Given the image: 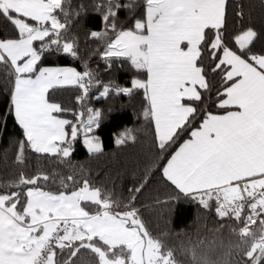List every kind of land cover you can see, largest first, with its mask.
I'll return each instance as SVG.
<instances>
[{
  "label": "snow or ice",
  "instance_id": "snow-or-ice-1",
  "mask_svg": "<svg viewBox=\"0 0 264 264\" xmlns=\"http://www.w3.org/2000/svg\"><path fill=\"white\" fill-rule=\"evenodd\" d=\"M68 0H0V15L16 30L15 38L0 39V65L10 76V105L22 129L15 163L24 165L28 151L67 160L73 141L83 136L90 154L102 151L94 135L101 112L85 108L90 90L101 82L85 64L72 67H41L42 54L54 48L77 56L74 41H65ZM228 0H145L144 16L134 27L116 30L117 0H101L105 27L92 38L106 41L101 59L111 67L114 59L130 60L146 73L132 79L131 86L104 84L99 97L110 93L131 95L142 90L144 116L154 124L155 141L167 153L197 116L202 91L210 88L208 72L219 74L217 109L206 112L199 127L171 154L162 176L185 197L196 200L215 215L234 221L236 252L247 264L264 261V50L250 52L258 33L242 26L233 36L234 50L226 42ZM63 13L64 21L58 18ZM242 17V12H237ZM115 33L109 38L108 31ZM39 42V48L35 46ZM205 52L210 63H201ZM78 87L82 111L75 122L59 118L66 111L50 102V93L62 87ZM87 119H84V116ZM70 128V133L68 129ZM134 140L126 130L116 145ZM146 182V181H145ZM55 180L39 172L0 185V264H58L57 250L66 254L63 264H75L82 249L90 250L97 264H179L164 240L153 237L135 206L144 184L130 187L127 203L114 193L94 185L85 175ZM71 186V190H69ZM16 189V190H12ZM247 210V215L245 211ZM225 227L220 224V228ZM102 242V244H98ZM194 256L196 246L191 249ZM196 264H216L207 255Z\"/></svg>",
  "mask_w": 264,
  "mask_h": 264
},
{
  "label": "trees",
  "instance_id": "trees-1",
  "mask_svg": "<svg viewBox=\"0 0 264 264\" xmlns=\"http://www.w3.org/2000/svg\"><path fill=\"white\" fill-rule=\"evenodd\" d=\"M100 2L101 0H68L64 9L68 13L67 31L62 36L65 41H74L77 56L72 57L62 50L52 48L42 54L40 66L72 67L84 71L87 64L88 69L101 82L90 90L84 107L101 112L93 134L100 138L102 151L88 153L86 145L78 137L73 141V152L67 160L28 151L25 164H16V145L17 141L23 139V133L11 110L9 73L0 65V185H7L17 179L20 171L28 176L43 172L55 180V184H50L51 190L58 191L61 178L73 175L81 179L87 175L94 185L114 193V199L127 203L130 198L128 189L144 184L137 195L135 206L140 209L139 214L153 237L165 234V243L169 248L175 249L174 255L179 264H196L204 255L216 264H247L246 260L231 251L236 243L231 231L234 221L228 218L220 220L215 215L214 207L212 210L203 209L196 200L185 197L162 176L167 159L189 137L191 128L199 127L204 113L220 111L216 107V93L221 88L220 75L212 74L209 70V90H201V101L190 102L197 108V116L192 121L191 128L182 134L167 153H161L155 141L154 124L143 114L146 101L142 90H134L131 95L112 92L107 97H99L104 84L130 87L132 79H146V73L136 70L130 60L114 59L110 62L111 67H108L109 62L101 59L100 53L106 41L90 36L92 31H103L105 27L104 12L96 8ZM117 2L120 8L117 9L116 30L132 29L135 20L144 16L145 0ZM237 12H242L243 16L238 17ZM57 14L61 22H65L63 13L58 11ZM242 26H252L258 33L250 45V52L264 50V0H228L225 34L226 42L234 50H238V45L234 44L232 38L242 30ZM16 36L14 26L0 15V38ZM108 36L114 38L115 33L109 29ZM35 46L39 48V42ZM210 62V53L205 52L201 63L207 66ZM79 95L82 92L78 87H62L50 93L49 101L60 104L66 110L57 114L59 117L75 122L74 113L83 110L76 100ZM84 119H87L86 115ZM129 129L134 140L116 145L115 138ZM68 131L70 133V128ZM2 191L4 189L0 188V192ZM220 224L225 227L220 228ZM193 246H196L195 256L191 250ZM65 259L67 255L57 250L58 264H63ZM73 259L75 264H97V258L87 249H82Z\"/></svg>",
  "mask_w": 264,
  "mask_h": 264
},
{
  "label": "rangeland",
  "instance_id": "rangeland-1",
  "mask_svg": "<svg viewBox=\"0 0 264 264\" xmlns=\"http://www.w3.org/2000/svg\"><path fill=\"white\" fill-rule=\"evenodd\" d=\"M0 39H4V38H0ZM57 67H59V66H57ZM82 72V71H81ZM14 114V113H13ZM59 118H61V117H59ZM63 119V118H62ZM81 137V140H82V142H83V136H80Z\"/></svg>",
  "mask_w": 264,
  "mask_h": 264
},
{
  "label": "built area",
  "instance_id": "built-area-1",
  "mask_svg": "<svg viewBox=\"0 0 264 264\" xmlns=\"http://www.w3.org/2000/svg\"><path fill=\"white\" fill-rule=\"evenodd\" d=\"M245 215H247V210L245 211Z\"/></svg>",
  "mask_w": 264,
  "mask_h": 264
},
{
  "label": "crops",
  "instance_id": "crops-1",
  "mask_svg": "<svg viewBox=\"0 0 264 264\" xmlns=\"http://www.w3.org/2000/svg\"><path fill=\"white\" fill-rule=\"evenodd\" d=\"M188 138H189V137H188ZM188 138H187V139H188ZM182 143H183V142H182ZM178 147H179V146H178ZM178 147H177V148H178ZM169 158H170V157H169ZM165 164H166V163H165Z\"/></svg>",
  "mask_w": 264,
  "mask_h": 264
}]
</instances>
